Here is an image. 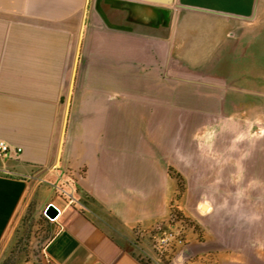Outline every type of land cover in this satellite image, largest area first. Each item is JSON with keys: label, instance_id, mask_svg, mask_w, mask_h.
<instances>
[{"label": "crops", "instance_id": "obj_1", "mask_svg": "<svg viewBox=\"0 0 264 264\" xmlns=\"http://www.w3.org/2000/svg\"><path fill=\"white\" fill-rule=\"evenodd\" d=\"M102 7L112 25L98 0H0V141L12 147L0 156V264H144L152 231L175 228L174 203L195 197L246 207L222 226L235 239L252 226L255 246L264 0ZM27 210L52 232L40 251L15 248L34 233ZM243 247L198 259H242Z\"/></svg>", "mask_w": 264, "mask_h": 264}, {"label": "rangeland", "instance_id": "obj_2", "mask_svg": "<svg viewBox=\"0 0 264 264\" xmlns=\"http://www.w3.org/2000/svg\"><path fill=\"white\" fill-rule=\"evenodd\" d=\"M212 202L213 201L210 200H200L199 197H195V199L189 200L188 202H175L172 217V224L175 225V228L164 227L161 229H154L149 236L148 247L145 251L140 252L138 248H134V250L138 253L140 252V255H146L142 260L147 264H264V231L258 233L257 238L254 240L255 246H251L249 240L253 233L251 230L252 226L246 229L239 224L237 232V236L240 237L239 239L234 238L232 226H222L223 223L232 225L236 220L238 223L241 222L240 219L242 216H245L246 207L243 208L242 212L241 208H238V210L234 208V201H227L226 205L221 208L222 210L217 211V213L216 210H211L210 204ZM215 202H217V200ZM218 202L223 203V201ZM188 206L190 207L189 210L185 208ZM248 210L250 211V208H248ZM28 212V210L25 212L21 223L26 225V223L30 221L32 227L35 226L34 233L31 232L32 236L30 239L28 238L26 240L27 244H24L22 239H19L18 242L16 241L15 248L22 250L25 246L40 251L46 242V238H48L49 234H52V232L48 231L47 225L41 223V216L39 214L35 213V216H32ZM237 212L238 214L241 213V215H236ZM242 213L244 214L242 215ZM42 215L44 216V214ZM260 217L264 222V215ZM244 218H246V216ZM247 218L252 219L249 213ZM254 222V224H256V221ZM43 229L46 230L47 233L39 234V231L42 233ZM168 230L175 231L183 244H174L161 258V251L157 239L161 233ZM210 238L211 242L214 241V248H210L207 244ZM242 244H245V247H243L244 256L242 259H198L200 256L223 255V257H226L231 253H238L239 250H241L239 247ZM147 254L156 257V262H154V259H149ZM183 254L184 256L182 257ZM256 255H258L259 258H256ZM9 260L11 259L2 260V264ZM20 260L21 259H13V263L19 264Z\"/></svg>", "mask_w": 264, "mask_h": 264}, {"label": "water", "instance_id": "obj_3", "mask_svg": "<svg viewBox=\"0 0 264 264\" xmlns=\"http://www.w3.org/2000/svg\"><path fill=\"white\" fill-rule=\"evenodd\" d=\"M103 2H109L114 7L118 9H124V7H127V9H133L135 7L143 6V7H149V6H159L163 9L166 8H172L176 4V0H98V8L100 10L101 15L105 19V21L112 25L109 22V19L107 18L106 14L103 12L102 3ZM60 213V210L52 203H50L45 211L46 216L51 221V223H55V220L57 219L58 215ZM54 229V225L52 226Z\"/></svg>", "mask_w": 264, "mask_h": 264}, {"label": "built area", "instance_id": "obj_4", "mask_svg": "<svg viewBox=\"0 0 264 264\" xmlns=\"http://www.w3.org/2000/svg\"><path fill=\"white\" fill-rule=\"evenodd\" d=\"M12 150V147L10 144H8L5 141H0V156H7ZM17 153H22L21 148L16 149ZM177 233L173 230L164 231L161 233L157 239V243L160 249L161 258L163 257L165 252H168V250L174 245V244H183V242L179 239Z\"/></svg>", "mask_w": 264, "mask_h": 264}, {"label": "trees", "instance_id": "obj_5", "mask_svg": "<svg viewBox=\"0 0 264 264\" xmlns=\"http://www.w3.org/2000/svg\"><path fill=\"white\" fill-rule=\"evenodd\" d=\"M142 263L147 264L144 260L140 259ZM4 264H13V259L9 260L7 263Z\"/></svg>", "mask_w": 264, "mask_h": 264}, {"label": "bare ground", "instance_id": "obj_6", "mask_svg": "<svg viewBox=\"0 0 264 264\" xmlns=\"http://www.w3.org/2000/svg\"><path fill=\"white\" fill-rule=\"evenodd\" d=\"M184 256V254L182 255V257Z\"/></svg>", "mask_w": 264, "mask_h": 264}]
</instances>
